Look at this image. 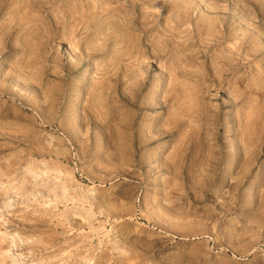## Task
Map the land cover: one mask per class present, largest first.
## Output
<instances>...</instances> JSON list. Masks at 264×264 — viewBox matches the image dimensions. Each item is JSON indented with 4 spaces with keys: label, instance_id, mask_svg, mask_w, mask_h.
<instances>
[{
    "label": "rangeland",
    "instance_id": "rangeland-1",
    "mask_svg": "<svg viewBox=\"0 0 264 264\" xmlns=\"http://www.w3.org/2000/svg\"><path fill=\"white\" fill-rule=\"evenodd\" d=\"M0 264H264V0H0Z\"/></svg>",
    "mask_w": 264,
    "mask_h": 264
}]
</instances>
